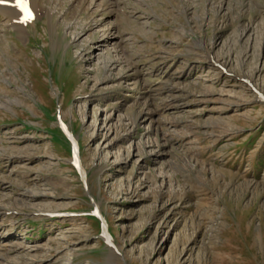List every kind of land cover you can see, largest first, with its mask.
Returning a JSON list of instances; mask_svg holds the SVG:
<instances>
[{"label": "rangeland", "instance_id": "1", "mask_svg": "<svg viewBox=\"0 0 264 264\" xmlns=\"http://www.w3.org/2000/svg\"><path fill=\"white\" fill-rule=\"evenodd\" d=\"M124 1L127 79L0 33V264H264V0Z\"/></svg>", "mask_w": 264, "mask_h": 264}, {"label": "bare ground", "instance_id": "2", "mask_svg": "<svg viewBox=\"0 0 264 264\" xmlns=\"http://www.w3.org/2000/svg\"><path fill=\"white\" fill-rule=\"evenodd\" d=\"M28 1L34 11L35 18L40 15H46L51 18L54 27L59 25L66 26L67 31L73 34V43L76 44L81 58L84 57L85 52L94 47L95 58L90 56V61L92 65H96L97 70H102L105 74L100 79L99 77H94L97 78L96 84L114 80L115 74H108L114 71L118 76L116 78L127 79L121 73V70L125 69L126 73L127 67L125 65L128 66L127 63L132 58L129 54L125 55L128 52L126 51L128 46L133 44L132 23L138 22L140 25L139 29L144 31L148 24L146 15H143V17L137 16L136 12L127 11L125 6L121 7L116 0ZM139 1L141 0H136V2ZM220 2L223 1L221 0ZM66 3L69 4V15L67 9H65L66 7L64 8ZM17 7V0H0V14L4 16V18L0 17V33L7 36L8 28H13L19 33L20 37L28 38V25L34 24V20L26 23L20 20V12H18ZM131 17H134V19L132 20ZM247 80L250 85V80ZM257 94L259 95L258 92ZM124 152L126 154H124L123 159L126 160L130 157V154L127 151Z\"/></svg>", "mask_w": 264, "mask_h": 264}]
</instances>
